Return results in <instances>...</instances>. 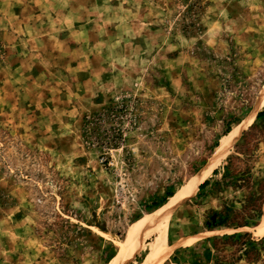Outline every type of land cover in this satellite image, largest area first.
I'll return each instance as SVG.
<instances>
[{
    "label": "rangeland",
    "instance_id": "374dc122",
    "mask_svg": "<svg viewBox=\"0 0 264 264\" xmlns=\"http://www.w3.org/2000/svg\"><path fill=\"white\" fill-rule=\"evenodd\" d=\"M257 105L264 0H0V264H264Z\"/></svg>",
    "mask_w": 264,
    "mask_h": 264
},
{
    "label": "bare ground",
    "instance_id": "6f19581e",
    "mask_svg": "<svg viewBox=\"0 0 264 264\" xmlns=\"http://www.w3.org/2000/svg\"><path fill=\"white\" fill-rule=\"evenodd\" d=\"M260 101V100H259ZM258 101V104H259ZM258 110V105L255 111L250 113L243 122L236 125L228 134V140L223 142V145L218 150L215 156L211 157L206 164L199 170L196 176L191 181L190 189L188 190L189 193H193L195 190L198 189L199 184L202 183L208 176L212 173L213 169L217 166L222 156L225 155L227 147L230 145L232 141L236 139L240 130L250 122L254 117ZM188 193V194H189ZM187 194V195H188ZM173 198V197H172ZM179 198H173L170 202V208L173 207L178 201ZM152 234V230L149 228L147 222L145 220L137 223L134 225L131 230L129 231L125 241L118 242V251L117 255H115L109 264H128L131 257L140 250L142 243L145 241L149 235ZM165 238L160 236L156 243L153 245V251L151 253V259L148 264H158V257H160L161 247L164 243Z\"/></svg>",
    "mask_w": 264,
    "mask_h": 264
},
{
    "label": "trees",
    "instance_id": "16d2710c",
    "mask_svg": "<svg viewBox=\"0 0 264 264\" xmlns=\"http://www.w3.org/2000/svg\"><path fill=\"white\" fill-rule=\"evenodd\" d=\"M262 116H264V108L263 109H260V110H258L257 111V113H256V116H255V118L256 119H259V118H261ZM230 130V126H229V124L227 125V127H226V129H225V134L228 132ZM217 146V145H216ZM216 172H217V169L215 168L214 170H213V174H216ZM209 183V179L207 178V179H205L202 183H200L199 184V189L200 190H202V189H204L206 186H207V184ZM173 195V192H168L167 194H166V196L165 197H163L162 198V200L160 201V202H158V201H153L152 202V206H158L159 204H162L163 202H165V201H167V198L168 197H170V196H172Z\"/></svg>",
    "mask_w": 264,
    "mask_h": 264
}]
</instances>
